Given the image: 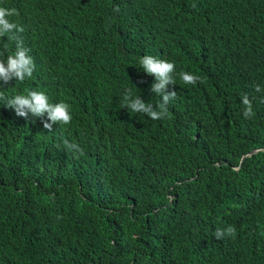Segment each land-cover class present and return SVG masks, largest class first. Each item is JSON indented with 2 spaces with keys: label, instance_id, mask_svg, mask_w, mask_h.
<instances>
[{
  "label": "trees",
  "instance_id": "16d2710c",
  "mask_svg": "<svg viewBox=\"0 0 264 264\" xmlns=\"http://www.w3.org/2000/svg\"><path fill=\"white\" fill-rule=\"evenodd\" d=\"M171 1L177 7L167 8ZM0 3H6L24 26L20 40L34 63L31 77L0 87V125L9 116L1 109L7 98L35 88L49 91L39 78L51 77L49 67L74 74L68 100L71 121L53 131L32 124L38 131L30 154L22 151V170L6 175L0 186V208L25 220L34 214L42 190L55 186L57 176L85 163L97 165L87 181V194L96 202L50 203L63 214L89 204L94 210L93 249L78 258L71 249L80 248L82 242L71 228L53 243L48 264H56L70 251L75 260L66 264H264V0ZM13 49L14 41L0 36V59ZM144 55L174 63L173 84L167 90L177 100L169 109L194 122L191 133H182L184 148L174 154L158 145L151 152V165L190 162L216 169L228 165L230 177L189 182L165 177L157 198L128 182L132 171L127 161L147 165L140 153L124 160L132 142L149 146L151 141L145 139L155 132L170 136L180 130L172 121L156 126L136 113L123 119L118 112L115 122L112 109L123 104L126 88L144 102L149 97L153 105L160 103L150 92L153 78L139 70ZM180 71L195 75L196 82H181ZM51 86L55 87L54 81ZM245 98L247 105L242 103ZM59 100L66 102L67 94ZM122 129L128 141L116 136L117 144L115 133ZM72 137L82 141L78 151L68 147L74 144ZM100 146L103 151L97 153ZM163 149L174 158H164ZM104 189L117 194L99 199ZM155 207L161 209V227L167 233L153 250H144L143 257L129 255L131 242L146 240V230L155 228V220L147 219ZM229 226L234 230L231 235L215 238L217 229ZM160 254L161 260L151 263Z\"/></svg>",
  "mask_w": 264,
  "mask_h": 264
},
{
  "label": "clouds",
  "instance_id": "9594fccd",
  "mask_svg": "<svg viewBox=\"0 0 264 264\" xmlns=\"http://www.w3.org/2000/svg\"><path fill=\"white\" fill-rule=\"evenodd\" d=\"M166 7L175 8L177 3L171 1ZM23 29L24 26L15 20L14 11L6 6V3H0V36H7L8 40L14 41V49L11 54L4 59H0V87L10 81L19 82L32 76L34 70L33 59L28 55V49L23 46L20 40ZM139 65V70L153 78L150 92L152 96H158L160 103L153 105L149 101L144 102L140 94L134 95L132 89L126 88L122 97L123 104L112 109L115 122L119 120L118 112L122 114L123 119H132L134 117L132 113L146 116L149 120L162 119L166 115V109L169 108L170 99L175 96L173 91L171 93L167 92V87L173 84L175 71L173 62L158 59L152 55H144L139 58ZM47 70L51 77L39 78L50 86L48 92L40 88L27 90L7 98L5 105L1 108L9 116L5 117L4 124L0 125V186L8 173L15 175L22 170L25 160L22 159L21 152L26 151L30 154V144L38 131L36 126L32 124H36L44 130L53 131L69 124L72 119L68 100L74 74L70 70L57 66L49 67ZM179 79L184 84L191 85L196 82L197 77L190 72L180 71ZM52 81H54L55 87L51 86ZM133 88L137 89L134 86ZM61 94H67L66 102L59 100ZM147 98L149 97H146V100ZM242 103L249 104L246 98L243 99ZM248 111L246 110L245 115L248 114ZM192 129L188 133H182L189 134ZM122 132H126L125 129L115 133V143L119 144L116 136H119L123 143L128 141V138H123ZM182 133L180 151L185 146ZM72 140L74 144L68 145V147L78 151L81 148L82 141L74 140L73 137ZM151 145L152 141L149 146ZM158 145L167 147L174 154L180 152H174L172 148L164 143H155L151 152ZM168 149H163L161 154L164 158L171 160L174 158V154ZM127 150L124 156L125 161L131 155L136 154L133 153L127 156ZM102 151L103 147L100 146L97 153ZM108 154L121 158L116 154L112 155V152ZM150 155L148 158L144 155L149 163L146 162L147 165H133L132 161H127L132 171L127 177L128 182L136 186L134 189L144 190L150 198L159 196L162 191L161 183L165 177L175 180L180 177L185 179L183 182H189L205 178L214 179L217 176L225 179L231 176L228 165H217L220 167L219 169L212 168V165L202 167V164H191L190 162L185 165H151ZM250 156H252V152L246 155L243 160ZM207 157L213 160L214 156L211 158L207 154ZM192 165H195V167ZM96 166L85 163L83 166L71 167L65 173L57 176L55 186L42 190L34 204V214L25 220H21L12 210L0 208V264H48L53 243L63 232L71 228L80 235L79 241L82 242L80 248L73 246L71 250L76 252L78 258L91 253L93 249L91 218L94 210L90 209L89 204H84L68 214H63L52 207L50 203L70 204L89 200L96 202L95 197L87 194V181H89L91 173L97 171ZM165 167L173 168L165 169ZM102 182L100 181V183ZM116 194L111 189L100 190L98 193L99 199L114 197ZM119 194H124V192L122 191ZM147 219L155 220V228L149 227L146 230L148 236L146 240H140L137 243L131 242L127 249L129 255L140 254L143 257L144 250H153L155 245L160 244L163 234L167 233L161 227V209L159 207H155L153 214H149ZM233 231L230 226L223 230L217 229L214 236L220 239L222 236L231 235ZM29 253L32 255V259L29 257ZM73 260L75 258L70 251V255L65 253L56 264H66ZM160 260L161 254L151 263H157Z\"/></svg>",
  "mask_w": 264,
  "mask_h": 264
},
{
  "label": "rangeland",
  "instance_id": "374dc122",
  "mask_svg": "<svg viewBox=\"0 0 264 264\" xmlns=\"http://www.w3.org/2000/svg\"><path fill=\"white\" fill-rule=\"evenodd\" d=\"M167 92L171 93L172 91L167 90ZM176 100H177V98L175 96L172 99H170V101L168 103L169 108ZM147 101L152 103V99H150V98H147ZM169 108L166 109V115L162 119L149 120L146 116L144 118L147 121L151 122L152 124H155L156 126H159L160 124H162L164 122L172 121V122L179 125L180 130L173 132V134L170 136L160 135V134L155 132L153 137L145 139V140H151L152 141V145L148 146V147L145 146V144H143V142H141V141H135L132 143L131 147L127 150V153H126L127 156H129L130 154L139 152L148 158L152 148L155 145V143H164V144L168 145L170 148H172L174 150V152L180 151V149L182 147L181 133L182 132H186V133L190 132L191 129L193 128V122L191 120L189 121L181 113H179L177 116H174ZM211 158H212V156H211ZM147 164H149V163L147 162ZM67 253L70 255V252H67Z\"/></svg>",
  "mask_w": 264,
  "mask_h": 264
},
{
  "label": "bare ground",
  "instance_id": "6f19581e",
  "mask_svg": "<svg viewBox=\"0 0 264 264\" xmlns=\"http://www.w3.org/2000/svg\"><path fill=\"white\" fill-rule=\"evenodd\" d=\"M29 257L32 259V255L29 253Z\"/></svg>",
  "mask_w": 264,
  "mask_h": 264
}]
</instances>
